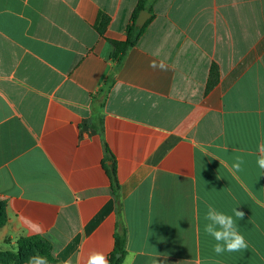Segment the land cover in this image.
I'll return each instance as SVG.
<instances>
[{
    "label": "crops",
    "instance_id": "1",
    "mask_svg": "<svg viewBox=\"0 0 264 264\" xmlns=\"http://www.w3.org/2000/svg\"><path fill=\"white\" fill-rule=\"evenodd\" d=\"M138 1L0 0V251L110 264L124 236L121 264H264V0H150L118 62ZM208 205L245 213L248 249L213 252Z\"/></svg>",
    "mask_w": 264,
    "mask_h": 264
},
{
    "label": "trees",
    "instance_id": "2",
    "mask_svg": "<svg viewBox=\"0 0 264 264\" xmlns=\"http://www.w3.org/2000/svg\"><path fill=\"white\" fill-rule=\"evenodd\" d=\"M150 0H139L137 6L135 7L131 23L126 26L125 34L126 39L124 42L112 41L113 51L111 57L116 59L118 62L121 61L123 55L126 51L136 45L139 38L142 36L147 24L151 21V18L146 22L142 28H137L135 26V20L138 17L140 11L148 9L147 6ZM150 12V9H148ZM108 24V18L105 15L99 16V25L97 26L98 31L102 33ZM214 69V67H213ZM98 131H101L100 127H97ZM111 158V165L108 168V176L110 180L111 191L114 196L118 197L119 185L116 177V168L114 160ZM6 206L3 201H0V228L6 223ZM16 250H5L0 251V264H27L28 258L39 254L47 258L48 262H53L54 257L52 255L51 244L42 236L35 235L29 237H22L17 240ZM125 238L124 236L116 239L115 252L111 254L110 264H121L123 257L125 255L124 251ZM117 254L120 255L117 258Z\"/></svg>",
    "mask_w": 264,
    "mask_h": 264
},
{
    "label": "clouds",
    "instance_id": "3",
    "mask_svg": "<svg viewBox=\"0 0 264 264\" xmlns=\"http://www.w3.org/2000/svg\"><path fill=\"white\" fill-rule=\"evenodd\" d=\"M149 66L153 70H168L167 65L162 61L159 63L152 61ZM256 157L258 168L264 171V139L257 144ZM244 163L243 158L236 157L232 167L235 171H241ZM232 212L233 214L229 215L217 210L212 205L207 206L204 216L207 223L204 225V232L215 240L213 252L217 256H221L225 252H240L248 249V242L239 231L237 224V220H242L245 213L238 211L237 208H234ZM27 264H48V261L46 257L36 254L28 258ZM65 264H72V261H65ZM76 264H81L79 256L76 258ZM84 264H109V261L104 252L91 250L87 254ZM153 264H158L157 259L153 261Z\"/></svg>",
    "mask_w": 264,
    "mask_h": 264
},
{
    "label": "water",
    "instance_id": "4",
    "mask_svg": "<svg viewBox=\"0 0 264 264\" xmlns=\"http://www.w3.org/2000/svg\"><path fill=\"white\" fill-rule=\"evenodd\" d=\"M149 18L150 13L146 12L145 10L140 11L138 17L135 20V26L139 29L142 28Z\"/></svg>",
    "mask_w": 264,
    "mask_h": 264
}]
</instances>
